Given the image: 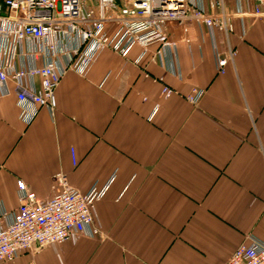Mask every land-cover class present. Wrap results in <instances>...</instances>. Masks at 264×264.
Wrapping results in <instances>:
<instances>
[{
    "label": "crops",
    "instance_id": "0c3cea01",
    "mask_svg": "<svg viewBox=\"0 0 264 264\" xmlns=\"http://www.w3.org/2000/svg\"><path fill=\"white\" fill-rule=\"evenodd\" d=\"M231 22L236 57L225 74L215 63L224 40L204 27L158 62L156 46L141 60L140 46L127 58L101 52L86 75L64 76L54 112L38 109L29 125L15 86L0 89V227L20 207L19 182L40 202L57 173L82 193L105 191L99 237L2 264H227L252 237L264 244V18ZM165 86L176 93L164 97Z\"/></svg>",
    "mask_w": 264,
    "mask_h": 264
},
{
    "label": "built area",
    "instance_id": "2783aa9c",
    "mask_svg": "<svg viewBox=\"0 0 264 264\" xmlns=\"http://www.w3.org/2000/svg\"><path fill=\"white\" fill-rule=\"evenodd\" d=\"M0 0V89L8 95L15 86L20 119L31 124L38 109H56V90L72 71L86 75L99 54L111 50L127 58L135 46L143 49L140 60L156 46L152 61H162L164 51L176 55L180 37L191 44L192 30L208 28L222 36L225 50L216 55L219 74L234 64L236 50L230 39L231 19L264 18V0ZM246 7V8H245ZM42 66H31L29 61ZM140 60L136 63H140ZM164 97L176 92L164 87ZM203 90L188 97L198 105ZM74 166L78 161L72 151ZM20 207L11 223L0 227V264L15 262L35 248L61 245L75 236L101 235L95 226V204L105 191L94 187L82 193L69 184L63 173L54 176L53 197L38 201L18 183ZM227 264H264V244L250 239L241 245Z\"/></svg>",
    "mask_w": 264,
    "mask_h": 264
}]
</instances>
